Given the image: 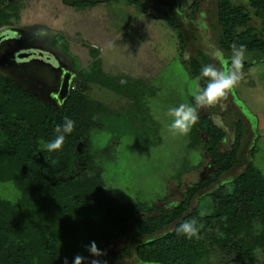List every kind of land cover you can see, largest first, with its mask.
Instances as JSON below:
<instances>
[{
	"label": "rangeland",
	"instance_id": "obj_1",
	"mask_svg": "<svg viewBox=\"0 0 264 264\" xmlns=\"http://www.w3.org/2000/svg\"><path fill=\"white\" fill-rule=\"evenodd\" d=\"M142 1L149 13L130 0H102L83 8L62 0H0V12L11 14L9 22L0 25V71L57 107L67 98L60 96L66 80L69 93L81 91L106 106L108 110L95 116L96 128L91 131L94 150L101 157L105 193L125 202L170 208L188 186L212 170L211 156L201 146L191 145V130L186 135L168 130L167 111L180 103H193V92L203 86L189 71L198 49L208 53L210 63H217L208 48V43L220 48L215 38L217 6L216 0H200L199 10L193 11L194 0ZM233 3L244 6L252 17L251 25L260 30L261 18L250 0ZM168 6L176 9L185 47L167 20ZM201 22L206 30L198 27ZM28 50L44 55L17 57ZM254 60L255 54L246 52L244 61ZM93 62L116 76L123 91L85 81L80 72ZM241 71L242 79L218 105L198 109V116H209L226 132L223 151L235 142L233 123L242 120L246 127L240 163L194 197L189 211L198 206L201 216L213 212L214 191L231 187L229 182L244 170L253 147L254 163L264 174V62ZM4 191L9 195L11 189ZM144 240L134 241L129 254L123 248L130 244V233L102 242L101 248L110 254L109 264H144L136 254V246ZM206 245L210 251L199 264H216L223 254Z\"/></svg>",
	"mask_w": 264,
	"mask_h": 264
},
{
	"label": "trees",
	"instance_id": "obj_2",
	"mask_svg": "<svg viewBox=\"0 0 264 264\" xmlns=\"http://www.w3.org/2000/svg\"><path fill=\"white\" fill-rule=\"evenodd\" d=\"M62 1L83 8L102 0ZM130 1L149 13L142 0ZM250 4L261 18L260 30L251 25L252 17L244 6L216 0V43L229 56L233 44L245 45L246 52L255 54V62H264V0H250ZM199 5L200 0H194L191 8L198 11ZM174 8L168 6L167 20L185 47ZM6 14L0 12V25L9 22L11 14ZM255 62L244 61L243 68ZM207 63L208 53L198 49L189 64L191 75L200 79V69ZM80 74L89 83L123 91L116 76L108 75L96 62ZM106 110L78 90L68 93L60 107L45 103L0 71V264H64L66 257L88 256L85 245L92 241L102 250V242L129 233L124 253L129 254L134 241L144 238L136 246L144 264H199L210 251L206 242L223 254L216 264H264V174L254 163L255 147L244 170L229 182L231 187L214 191L211 214L201 216L198 206L189 211L201 190L240 163L246 134L242 120L233 123L235 142L223 151L226 132L209 116H198L191 129V145L201 146L211 156V173L188 186L180 201L163 208L156 203L121 201L105 193L101 157L94 150L91 131L96 128L95 116ZM65 116L75 121L74 131L66 136L62 149L49 152L45 145ZM7 187L9 195L4 191ZM192 219L200 228L198 239L176 231ZM170 225L173 228L164 231ZM105 253L98 258L101 264H109L110 254Z\"/></svg>",
	"mask_w": 264,
	"mask_h": 264
},
{
	"label": "clouds",
	"instance_id": "obj_3",
	"mask_svg": "<svg viewBox=\"0 0 264 264\" xmlns=\"http://www.w3.org/2000/svg\"><path fill=\"white\" fill-rule=\"evenodd\" d=\"M198 27L206 30L205 23H199ZM207 42V38L205 39ZM210 56L217 63L204 64L199 73V78L205 81L204 86L197 87L193 92V103H180L178 106L171 107L167 111L171 123L168 130L173 134L186 135L190 132L192 126L198 121V109L204 107H214L232 91L238 82L242 79L243 62L246 56V46H231V55L225 56L222 49L208 43ZM217 64L219 66H217ZM75 121L67 116L64 117L62 124L55 127V136L49 140L45 149L49 152L62 149L67 135L73 133ZM177 233L186 236L188 239L199 238L200 228L195 219L187 220L177 227ZM88 256L77 254L71 259L64 258V264H101L99 257L106 253L102 251L95 241L85 245ZM107 264V261L104 262Z\"/></svg>",
	"mask_w": 264,
	"mask_h": 264
},
{
	"label": "water",
	"instance_id": "obj_4",
	"mask_svg": "<svg viewBox=\"0 0 264 264\" xmlns=\"http://www.w3.org/2000/svg\"><path fill=\"white\" fill-rule=\"evenodd\" d=\"M1 38L2 37H0V40H1ZM28 55H30V53H22V54H20V57H25V56H28ZM68 93H69V90H68V80H66L64 82V84H63V87H62L60 96L61 97H65V96L68 95Z\"/></svg>",
	"mask_w": 264,
	"mask_h": 264
},
{
	"label": "flooded vegetation",
	"instance_id": "obj_5",
	"mask_svg": "<svg viewBox=\"0 0 264 264\" xmlns=\"http://www.w3.org/2000/svg\"><path fill=\"white\" fill-rule=\"evenodd\" d=\"M3 36V35H2ZM22 53H30V55H28V56H25V58L27 57V58H30V57H33L34 55H41V56H43L44 55V53L43 52H41V51H39V50H28V51H22V52H19L18 54H17V57L18 58H21L20 57V54H22ZM46 58H49L48 56H45ZM24 58V57H23Z\"/></svg>",
	"mask_w": 264,
	"mask_h": 264
}]
</instances>
